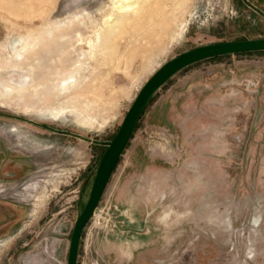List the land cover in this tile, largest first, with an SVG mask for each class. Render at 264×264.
I'll use <instances>...</instances> for the list:
<instances>
[{"label": "rangeland", "instance_id": "obj_1", "mask_svg": "<svg viewBox=\"0 0 264 264\" xmlns=\"http://www.w3.org/2000/svg\"><path fill=\"white\" fill-rule=\"evenodd\" d=\"M152 1L153 19L128 23L114 50L103 44L113 0L0 4V89L11 96L0 111L40 124L0 118V264H68L100 160L161 66L197 47L264 39V16L247 5L264 12V0ZM65 112L104 128H81ZM98 208L115 224L90 220L78 264H264V54L171 78Z\"/></svg>", "mask_w": 264, "mask_h": 264}, {"label": "water", "instance_id": "obj_2", "mask_svg": "<svg viewBox=\"0 0 264 264\" xmlns=\"http://www.w3.org/2000/svg\"><path fill=\"white\" fill-rule=\"evenodd\" d=\"M248 5L253 7V5L249 3ZM253 8L264 16L257 8ZM262 52H264V39L220 42L186 51L166 62L154 73L136 97L117 134L109 143L100 160L89 200L83 211L79 214L71 236L68 264H78L83 232L97 212L111 175L137 128L138 123L160 89L176 74L200 62L225 56Z\"/></svg>", "mask_w": 264, "mask_h": 264}, {"label": "bare ground", "instance_id": "obj_3", "mask_svg": "<svg viewBox=\"0 0 264 264\" xmlns=\"http://www.w3.org/2000/svg\"><path fill=\"white\" fill-rule=\"evenodd\" d=\"M114 1V7L116 11V15L112 16V23L109 25L107 31L104 34V40L103 44L108 49H113L112 47L114 39H116L119 35V33H124L125 26L128 23L136 22V21H142V20H152V14L153 12V1L152 0H113ZM7 4V0H0V4ZM30 9L34 8L33 5L29 7ZM10 10L14 12L16 15H22L19 14L18 11H23V15L27 12L28 8L23 5H16V2H12ZM157 12V11H156ZM132 14L131 18L128 21L125 20L126 16ZM152 26V25H151ZM187 26V25H186ZM186 26L181 29V32L177 34L174 42H176L183 33L186 32ZM21 43H15L14 44V50L16 51V48ZM28 81H36V79H33V74L29 75ZM33 83V82H32ZM32 83H29L32 85ZM34 84V83H33ZM68 84L64 85V89H68ZM144 87V86H143ZM142 87V88H143ZM15 89L14 91H16ZM142 90V89H141ZM22 92V91H20ZM140 93V92H139ZM11 99L10 94L7 90L0 89V103L5 104L9 102ZM64 115L70 119V121L77 126L88 129L90 131H99L104 128V123L100 120L93 119V118H86L83 115L75 114V112H65ZM55 120L58 121L60 118V113H57L53 115ZM102 215V214H101ZM93 218V217H92Z\"/></svg>", "mask_w": 264, "mask_h": 264}, {"label": "flooded vegetation", "instance_id": "obj_4", "mask_svg": "<svg viewBox=\"0 0 264 264\" xmlns=\"http://www.w3.org/2000/svg\"><path fill=\"white\" fill-rule=\"evenodd\" d=\"M0 118L1 119H11V120H13V121H16V122H20V123H31V125L32 126H35V127H38V128H40V124L39 123H37V122H35V121H32V120H29V119H26V118H24V117H22V116H20V115H12V114H10V113H7V112H5V111H0ZM63 133H65V132H63ZM109 217V220L110 221H108L109 223H114L115 224V221H114V219L112 218V217H110V215H108Z\"/></svg>", "mask_w": 264, "mask_h": 264}, {"label": "built area", "instance_id": "obj_5", "mask_svg": "<svg viewBox=\"0 0 264 264\" xmlns=\"http://www.w3.org/2000/svg\"><path fill=\"white\" fill-rule=\"evenodd\" d=\"M100 214H102L101 216H105V217H103V218H105L106 220H108V221H110L109 220V213L107 212V213H105V212H102V211H100V209L98 208V210H97V212L94 214V216H93V218L91 219V220H93V219H95L96 218V216H98V215H100Z\"/></svg>", "mask_w": 264, "mask_h": 264}, {"label": "crops", "instance_id": "obj_6", "mask_svg": "<svg viewBox=\"0 0 264 264\" xmlns=\"http://www.w3.org/2000/svg\"><path fill=\"white\" fill-rule=\"evenodd\" d=\"M247 3H249V4H251V5H253V7H255V8H257V6L255 5V4H253V3H250V2H247ZM248 5V4H247ZM249 6V5H248ZM250 7V6H249ZM253 7H251V8H253ZM254 9V8H253ZM258 9V8H257ZM259 10V9H258ZM259 11H261V10H259ZM263 14H264V12L263 11H261ZM12 250H14V249H12Z\"/></svg>", "mask_w": 264, "mask_h": 264}, {"label": "trees", "instance_id": "obj_7", "mask_svg": "<svg viewBox=\"0 0 264 264\" xmlns=\"http://www.w3.org/2000/svg\"><path fill=\"white\" fill-rule=\"evenodd\" d=\"M250 54H254V53H250ZM259 54H264V52H262V53H259ZM241 55H247V54H241ZM221 58V57H220ZM216 59V58H215ZM210 60H212V59H210ZM208 61V60H207Z\"/></svg>", "mask_w": 264, "mask_h": 264}]
</instances>
